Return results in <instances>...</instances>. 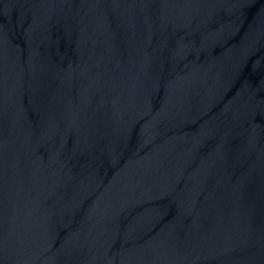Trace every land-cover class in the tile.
Returning a JSON list of instances; mask_svg holds the SVG:
<instances>
[{
	"label": "water",
	"instance_id": "1",
	"mask_svg": "<svg viewBox=\"0 0 264 264\" xmlns=\"http://www.w3.org/2000/svg\"><path fill=\"white\" fill-rule=\"evenodd\" d=\"M0 264H264V0H0Z\"/></svg>",
	"mask_w": 264,
	"mask_h": 264
}]
</instances>
